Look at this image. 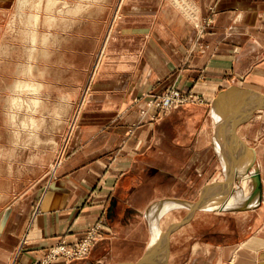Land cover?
I'll use <instances>...</instances> for the list:
<instances>
[{
    "label": "crops",
    "instance_id": "obj_1",
    "mask_svg": "<svg viewBox=\"0 0 264 264\" xmlns=\"http://www.w3.org/2000/svg\"><path fill=\"white\" fill-rule=\"evenodd\" d=\"M2 66L0 155L12 156L0 165L19 169L0 175V264H35L99 220L86 257L53 264H262L264 145L257 111L238 107L264 92V0H14L12 16L0 9ZM169 89L204 105L141 119L144 99ZM244 172L262 183L248 209H195L243 199Z\"/></svg>",
    "mask_w": 264,
    "mask_h": 264
},
{
    "label": "rangeland",
    "instance_id": "obj_2",
    "mask_svg": "<svg viewBox=\"0 0 264 264\" xmlns=\"http://www.w3.org/2000/svg\"><path fill=\"white\" fill-rule=\"evenodd\" d=\"M13 1L14 0H2L1 2H0V9H1V13L3 14V15H5L6 17L7 16H12V13H13ZM178 1H181V0H178ZM177 3V2H176ZM179 4L181 5V3L179 2ZM178 4V5H179ZM182 6V5H181ZM211 9V8H210ZM212 10V9H211ZM120 6H119V9H118V12H117V14H116V16H119L120 15ZM206 21L205 22H203V23H198V24H196V26H197V30L200 32V34H202L207 28H209V27H211V25H212V19H211V17L210 18H207V19H205ZM101 56H102V51L100 52V54L98 55V57H97V59H96V62H95V67H94V70L96 69V67H97V63H99V61H100V59H101ZM1 72H5V68L2 66L1 67ZM93 75V74H92ZM91 78H92V76H91ZM91 78H90V81H91ZM4 84H6V82H0V87L2 86L3 87V85ZM173 90H177V89H169V90H167V91H165V92H163L161 95H159V96H151V97H149V98H146V99H144L145 100V107L147 106V101H150V100H154V99H159L162 95H166V94H168L169 92H171V91H173ZM180 91V90H179ZM182 92V91H181ZM182 93H191V91H186V92H182ZM193 94V93H192ZM193 96H194V101H192L191 103H188V104H190V105H204V100H203V98H201L200 96H196L195 94H193ZM188 104H186V105H188ZM184 106V105H183ZM144 107V109L143 110H141V112H140V116H143L144 117V119L145 120H154V119H157V118H159V116H161L160 115V113H158V114H156V116H154V117H152V116H148V117H145V113H142V112H144L145 111V109H147V107L145 108ZM175 110V109H174ZM172 111V110H171ZM244 112V111H243ZM76 113H77V110H76ZM167 113V112H166ZM149 114H152V110L151 109H149ZM259 116H261V114H259ZM75 119H76V116H74V119H71V122H70V126H69V132L72 130V128L74 127V122H75ZM141 119H143L142 117H141ZM256 122H258L257 124V126L260 128V132H261V136H260V140H259V142H262L263 144L262 145H264V124H260V120H258V121H256ZM255 124V123H254ZM257 132V131H256ZM4 137V136H3ZM6 138H7V136H5ZM67 137H69V135L67 136ZM7 142H9L8 140H7ZM66 144H67V140H65V144H64V146L59 150V152L57 153V156H56V158H55V162H54V164H53V166L50 168L51 169V171L52 172H54L53 170H55L56 168H57V166L60 164V161L62 160V158L64 157V156H66L67 155V153L69 152V150H68V147L66 146ZM9 156H12V151H6L5 152V154L4 155H0V160H1V162L3 163V162H5L6 160H8V159H10V158H8ZM5 160V161H4ZM262 161H263V163H264V152H263V156H262ZM19 168H16V167H6V166H3L2 164L0 165V175H8L7 173H13V172H16L17 170H18ZM52 174H54V173H52ZM250 183H251V180H250ZM9 184L8 183H4V182H0V187L1 188H4V187H7ZM13 185V184H12ZM232 185V184H231ZM239 186H242L241 185V183H240V185ZM236 190H237V194L239 193L238 192V188H236ZM201 200V199H200ZM199 200V201H200ZM205 200V199H204ZM223 200L224 199H222V201L221 202H223ZM225 201V200H224ZM224 210V209H223ZM223 210H209V211H216V212H220V211H223ZM229 210H231V209H229ZM36 211L38 212L39 211V208H36ZM250 219H249V221H248V224L245 226V228L244 229H242L241 230V232H240V235L239 236H237L236 237V239L235 240H237L239 243L241 242V241H246V240H248L249 238H251L252 237V235H253V233H254V224H253V217H252V215L249 217ZM231 223V222H230ZM96 224H99L100 226H101V228H102V223H101V221L99 220V221H97V222H95L94 224H92L91 226H89L88 228H87V230H89L91 227H93V226H96ZM232 224V227H234V228H236L237 226H236V224L235 223H231ZM86 230V231H87ZM201 230H203L204 231V229H201ZM85 231V232H86ZM85 232H84V234H85ZM101 233H102V229H101ZM201 233H203L202 231H201ZM84 234H83V236H84ZM82 236V237H83ZM81 237V238H82ZM100 238H101V236H100ZM99 238V239H100ZM80 240V239H79ZM61 242V241H60ZM78 243V242H77ZM76 243V244H77ZM67 244V243H66ZM76 244H73V245H69V244H67V246H69V247H73V246H75ZM56 245V244H55ZM55 245H53V246H51L50 248H48V250L45 252V254H44V256L39 260V261H37L35 264H42L43 262H44V260L46 259V257H48V255H49V250L51 249V248H53ZM95 245V244H94ZM93 245V246H94ZM93 246H92V248H93ZM91 248V249H92ZM91 249H90V251H91ZM90 251H89V253H90ZM244 251H245V249H244ZM249 252H251V251H249ZM262 254V259H264V249H262L261 251H260ZM88 253V254H89ZM87 254V255H88ZM86 257V256H85ZM58 258H61V259H63L62 257H60V256H58L57 258H55V260H57ZM54 260V261H55ZM64 260V259H63ZM53 261V262H54ZM53 262L51 263V264H53ZM246 264H251V263H249L250 262V260H249V258L247 257V259H246ZM230 262H226V263H224V264H229ZM261 263L262 264H264V260L263 261H261Z\"/></svg>",
    "mask_w": 264,
    "mask_h": 264
},
{
    "label": "built area",
    "instance_id": "obj_3",
    "mask_svg": "<svg viewBox=\"0 0 264 264\" xmlns=\"http://www.w3.org/2000/svg\"><path fill=\"white\" fill-rule=\"evenodd\" d=\"M194 100L195 99L192 93H182L179 90H173L166 95H162L159 99L156 98L154 100L147 101V109H145L142 113H145V117H154L158 113L162 115L166 112L191 103ZM149 109L152 110V114H149ZM141 117L144 118L143 116ZM100 236L101 226L96 224V226L87 230L84 236L80 238L78 243L73 247L67 246L65 241L57 243L49 250V255L42 264H51L58 256L62 257L65 262L83 259L87 256L92 246L99 240Z\"/></svg>",
    "mask_w": 264,
    "mask_h": 264
},
{
    "label": "bare ground",
    "instance_id": "obj_4",
    "mask_svg": "<svg viewBox=\"0 0 264 264\" xmlns=\"http://www.w3.org/2000/svg\"><path fill=\"white\" fill-rule=\"evenodd\" d=\"M253 87V86H252ZM246 88V87H245ZM248 88V87H247ZM254 90V89H253ZM247 91H248V89H247ZM244 92H246V91H244ZM248 92H250V94L248 93ZM248 92H246L247 94H246V96L245 95H241L242 97H243V100L242 101H240V104H241V102H242V106H240V107H238L239 109H238V112L240 113V115H242V117L244 116H246L248 113H249V110H250V108H252V106H256V105H258L257 103H260V104H262V101H260L261 100V98H259V100L257 99L259 96H261V97H263L264 96V92L262 91V90H258V91H248ZM244 94V93H243ZM241 96L240 97H238V98H241ZM234 97V96H233ZM231 98L230 100L231 101H229V102H234L233 100L235 99V97L234 98ZM233 99V100H232ZM258 101H257V100ZM239 100V99H238ZM236 101V100H235ZM222 103V102H221ZM227 103H228V101H227ZM237 103V102H236ZM220 104V103H219ZM229 104V103H228ZM238 104V103H237ZM259 104V105H260ZM224 105V104H223ZM222 104H220V108H221V106H223ZM232 105H234V104H231V106ZM216 106H218V105H216ZM235 106V105H234ZM226 107H227V104H226ZM229 107H230V105H229ZM232 109H234V107H232ZM232 109H231V113H232ZM230 109H228V111H229ZM237 110V109H236ZM244 111V112H243ZM235 112V111H234ZM251 112V111H250ZM226 113V112H225ZM239 113H238V115H239ZM257 121L258 120H260V124H264V110H257ZM259 114H261V116H259ZM226 115H228L229 116V114H226ZM239 115V116H240ZM238 116V117H239ZM241 117V118H242ZM219 118V117H218ZM228 119H229V117H228ZM238 120H242V119H238ZM222 121V120H221ZM220 121V122H221ZM227 121V120H226ZM235 121V120H234ZM250 121V120H249ZM232 122H233V120H232ZM236 123H238V122H236ZM225 124V123H224ZM233 124V128H234V126L236 125L234 122L232 123ZM257 124V123H256ZM247 125V124H246ZM253 126V125H252ZM225 127H226V125H225ZM237 127V126H236ZM227 128V127H226ZM228 129V128H227ZM243 129V128H242ZM241 130V129H240ZM227 132H229V130L227 131ZM236 132V131H235ZM241 132V131H240ZM238 133V132H237ZM228 134H230V133H228ZM243 134V133H242ZM227 135V134H226ZM237 135V134H236ZM239 135H241V133L239 134ZM228 136V135H227ZM226 136V137H227ZM229 137H228V142H229ZM218 140H220V139H218ZM217 140V141H218ZM223 141H224V139H222ZM237 139H234L233 140V142L234 141H236ZM217 141H215V143H217ZM232 141V140H231ZM238 142V141H237ZM215 143H214V145H215ZM220 143H222V142H220ZM230 144H231V142H229ZM218 144V143H217ZM217 144H216V146H217ZM233 144V143H232ZM236 144V143H235ZM238 144V143H237ZM245 143L243 142V144H241V147H242V145H244ZM230 146V145H229ZM232 146V145H231ZM245 147V146H244ZM232 148V147H231ZM228 149H229V147H228ZM233 149V148H232ZM240 149V148H239ZM244 149V148H243ZM242 150V149H241ZM246 150V148L244 149V151ZM249 150H250V148L246 151V152H248L249 153ZM253 151V150H252ZM246 152H244V153H246ZM221 154V153H220ZM247 155V153L244 155V156H246ZM256 155V154H255ZM241 156V155H240ZM236 158H237V156H236ZM240 159H241V157H239ZM246 159V158H245ZM237 160L238 159H236L235 161H236V163H238L237 162ZM245 161V160H244ZM251 164V163H250ZM249 164V165H250ZM229 166V165H228ZM231 167H232V165H230ZM229 166V167H230ZM234 166V165H233ZM248 166V165H247ZM261 166H263V165H261ZM260 166V167H261ZM228 167V168H229ZM235 167H236V164H235ZM245 167V166H244ZM249 167V166H248ZM231 171V169L229 168L228 169V171ZM234 169H233V167H232V171H233ZM226 171H227V169H226ZM229 171V172H230ZM253 171V170H252ZM260 172V171H259ZM230 174H231V172H230ZM236 175V174H235ZM234 175V176H235ZM237 176V175H236ZM228 177H230V175L228 174ZM238 178H239V176H237ZM240 183H241V185L242 186H240V188L238 187V192L239 193H241V191H243V195H244V198L243 199H241V200H238V198H236L235 196H233V193H231L232 194V196H230L229 198H227V199H225L224 198V200H223V202H221L222 201V199L223 198H221V199H214V200H210L209 198L208 199H205V200H202V201H199V207H197L198 205H195V209L196 208H202V210L204 209V210H228V209H231V210H235L236 208H239L240 207V205L245 201V200H247L248 198H249V196H250V190L252 191V189H253V183H252V175H249V173L247 172H244V174H243V176L242 177H240ZM250 180H251V183H250ZM231 181V180H230ZM227 183V182H226ZM232 184V183H231ZM231 184L229 183V185L231 186ZM229 185H227V186H229ZM226 186V185H225ZM226 186V187H227ZM251 186H252V188H251ZM222 188H223V186H222ZM225 189V188H224ZM221 191H223L224 192V190L223 189H221ZM226 191V190H225ZM234 191H236L237 192V190L236 189H234ZM220 193H222V192H220ZM220 193H219V195H220ZM225 193V192H224ZM230 194V193H229ZM236 194V193H235ZM234 194V195H235ZM249 194V195H248ZM217 195V194H216ZM225 195V194H224ZM226 195H227V192H226ZM229 196V195H228ZM239 196V195H238ZM257 200H259V199H257ZM255 201H256V199H255ZM255 201H252V202H255ZM177 203V202H176ZM198 203V202H197ZM244 203H247V201L246 202H244ZM193 204V203H192ZM196 204V203H195ZM257 204V203H256ZM259 204V203H258ZM194 205V204H193ZM243 205H245V204H243ZM180 205H177L176 204V208L177 207H179ZM185 206H187V205H185ZM242 206V205H241ZM192 208V206H189L188 208ZM243 207V206H242ZM165 208V207H164ZM168 208V207H167ZM167 208H165V209H167ZM169 208H172V206L170 205L169 206ZM185 208V207H184ZM250 208H251V206H250ZM249 208V210H251ZM244 210V209H243ZM196 211V210H195ZM198 212H200V211H198ZM194 213V212H193ZM199 214V213H198ZM243 215V214H242ZM188 215H186V217H187ZM185 217V218H186ZM194 218V217H193ZM182 220V219H181ZM162 240H163V237H162ZM161 251V250H160ZM161 253V252H160Z\"/></svg>",
    "mask_w": 264,
    "mask_h": 264
},
{
    "label": "water",
    "instance_id": "obj_5",
    "mask_svg": "<svg viewBox=\"0 0 264 264\" xmlns=\"http://www.w3.org/2000/svg\"><path fill=\"white\" fill-rule=\"evenodd\" d=\"M259 98H261L260 101H262V104L260 103H257L258 105H254L252 106V108H250L249 110V113L246 115V119L250 118L251 114L257 110H264V96L261 97L259 96L257 99L259 100ZM256 99V100H257ZM257 100V101H258ZM260 104V105H259ZM251 111V112H250ZM252 183H253V189H252V192L249 196V198L247 199V204H245L243 207H240V208H236L235 210H243V209H248L249 207V203L252 202V200H254L255 198L257 197H260L261 196V193H262V183H261V177H260V174L259 172H255L253 175H252ZM195 205H198L197 207H199V200H198V203H196ZM234 210V209H233Z\"/></svg>",
    "mask_w": 264,
    "mask_h": 264
}]
</instances>
